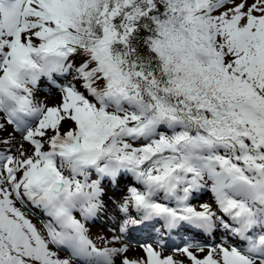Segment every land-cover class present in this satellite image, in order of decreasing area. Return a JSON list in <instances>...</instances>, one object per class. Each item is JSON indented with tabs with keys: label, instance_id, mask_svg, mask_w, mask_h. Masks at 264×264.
<instances>
[{
	"label": "snow or ice",
	"instance_id": "obj_1",
	"mask_svg": "<svg viewBox=\"0 0 264 264\" xmlns=\"http://www.w3.org/2000/svg\"><path fill=\"white\" fill-rule=\"evenodd\" d=\"M0 264H264V0H0Z\"/></svg>",
	"mask_w": 264,
	"mask_h": 264
},
{
	"label": "bare ground",
	"instance_id": "obj_2",
	"mask_svg": "<svg viewBox=\"0 0 264 264\" xmlns=\"http://www.w3.org/2000/svg\"><path fill=\"white\" fill-rule=\"evenodd\" d=\"M51 87V85L49 84V83H47V82H45V83H43L42 85H41V88H40V91L43 93V94H45L46 95V99L44 100V101H46L47 102V99H48V94L47 93H49V91L53 88V86H52V88H50ZM60 97V96H59ZM59 97L58 96H55L53 99H52V101H51V103L52 104H55V103H57L58 102V100H59ZM50 101V100H49ZM124 187V185H121V188H123ZM119 193H116V195H115V198L116 199H118L119 198ZM207 197V196H206ZM208 198V197H207ZM34 222H36L37 224H38V226H40V224L36 221V220H34ZM94 225H92V226H90V228H91V231H92V233L93 234H96V233H100V234H104V231L105 230H101L102 232H99V230H97L95 227H93ZM100 226H101V224H100ZM100 228H102V227H100ZM152 239V238H151ZM150 239V240H151ZM149 240V241H150ZM143 242H145V241H142V240H140V239H133V238H130V241H129V246H130V252H129V255H131V256H139V255H142V252H141V250H140V248H139V243H143ZM170 252V251H169ZM61 255H64V253H62ZM177 258L178 259H180V258H182V257H180L178 254H177Z\"/></svg>",
	"mask_w": 264,
	"mask_h": 264
},
{
	"label": "rangeland",
	"instance_id": "obj_3",
	"mask_svg": "<svg viewBox=\"0 0 264 264\" xmlns=\"http://www.w3.org/2000/svg\"><path fill=\"white\" fill-rule=\"evenodd\" d=\"M45 83V82H44ZM48 83V82H47ZM50 88H52V86L50 87ZM48 94V99H47V103L49 104V105H52V103H51V101H52V99L55 97V96H60V92L57 90V88L56 87H53L50 91H49V93H47ZM39 98H40V100H42V101H44L45 99H46V95L45 94H43L41 91H40V93H39ZM50 100V101H49ZM34 220H35V218H34ZM37 221V220H36ZM38 223H39V221H37ZM90 226H92V225H90ZM93 227H95L97 230H99V232H102L101 230H104V228L102 227V226H100V224H95ZM100 227H102V228H100Z\"/></svg>",
	"mask_w": 264,
	"mask_h": 264
}]
</instances>
